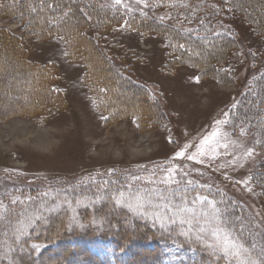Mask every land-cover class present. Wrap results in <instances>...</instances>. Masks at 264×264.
Listing matches in <instances>:
<instances>
[{"label": "rangeland", "instance_id": "obj_1", "mask_svg": "<svg viewBox=\"0 0 264 264\" xmlns=\"http://www.w3.org/2000/svg\"><path fill=\"white\" fill-rule=\"evenodd\" d=\"M103 1L180 28H196L173 21L157 0ZM3 3L0 29L19 38L30 62L55 65V86L63 90L64 105L53 104L36 116L6 118L26 97L13 88L20 85L14 76L0 87V224L9 225L0 234V252L26 235L36 220L66 208L64 202L86 204L106 189L114 194L111 204L128 217L181 226L182 232L216 249L225 263L234 257L240 264H264V197L253 181L264 150L242 122L232 119L264 70L262 38L229 7L215 8L218 16L210 26L229 30L239 42L218 62L219 69L232 74L226 83L201 79L184 64L172 63L174 69L166 72L169 48L162 34L141 33L124 24L100 34L108 55L161 98L162 121L156 126L142 120L139 126L134 116L101 111L83 82V64L68 57L64 41L54 35L36 37L23 21L4 13ZM121 87V103H127L130 91ZM9 235L12 240L5 241ZM233 243L247 252L237 256L221 250ZM181 259L175 254L168 260Z\"/></svg>", "mask_w": 264, "mask_h": 264}, {"label": "trees", "instance_id": "obj_2", "mask_svg": "<svg viewBox=\"0 0 264 264\" xmlns=\"http://www.w3.org/2000/svg\"><path fill=\"white\" fill-rule=\"evenodd\" d=\"M157 1L168 9L173 21L196 28H180L126 7L107 5L103 0H4L1 9L23 21L36 37L54 35L64 41L68 57L83 64V82L101 111L108 116H134L139 126L142 120L157 126L162 121L161 113L165 115L158 102H162L161 98L153 97L143 81L108 55L99 35L118 24L141 33L162 34L169 48L163 67L166 72L174 69L172 63L184 64L195 68L201 79L227 83L232 74L219 69L218 62L226 59L239 42L229 30L210 26L211 19L218 16L215 8L229 7L264 42V0ZM13 76L20 84L13 88L25 93L26 98L18 109L6 113V118L36 116L53 104L64 105L63 90L55 86V65L30 62L19 38L0 29V87ZM121 86L130 91L127 103H121L125 95ZM245 96L232 119L242 122L251 131L257 147L264 150V70L252 81ZM119 104L120 107H114ZM253 181L264 197V161L256 166ZM66 196L77 198L74 194ZM113 197L105 189L86 204L64 202L66 208L42 221L36 220L26 235L16 239L5 253L0 252V264H240L234 257L225 263L216 249L212 251L203 241L182 232L181 226L128 217L120 207L111 204ZM223 199L237 208L231 200ZM103 214L106 216L101 217ZM5 226L0 224V234L8 232L9 225L6 229ZM10 240L11 235L5 239ZM189 252L190 256L186 255ZM174 253L182 259L169 261Z\"/></svg>", "mask_w": 264, "mask_h": 264}, {"label": "snow or ice", "instance_id": "obj_3", "mask_svg": "<svg viewBox=\"0 0 264 264\" xmlns=\"http://www.w3.org/2000/svg\"><path fill=\"white\" fill-rule=\"evenodd\" d=\"M120 0H117V3H119ZM250 154V153H249ZM221 250L225 254H231V255H240L241 252H247V249H244L242 245L233 243L230 247L225 245L221 248ZM251 264H255V261H252Z\"/></svg>", "mask_w": 264, "mask_h": 264}, {"label": "bare ground", "instance_id": "obj_4", "mask_svg": "<svg viewBox=\"0 0 264 264\" xmlns=\"http://www.w3.org/2000/svg\"><path fill=\"white\" fill-rule=\"evenodd\" d=\"M54 260V259H53Z\"/></svg>", "mask_w": 264, "mask_h": 264}]
</instances>
